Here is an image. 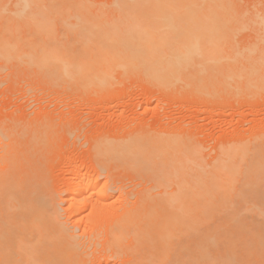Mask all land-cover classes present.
Returning <instances> with one entry per match:
<instances>
[{"label":"rangeland","instance_id":"374dc122","mask_svg":"<svg viewBox=\"0 0 264 264\" xmlns=\"http://www.w3.org/2000/svg\"><path fill=\"white\" fill-rule=\"evenodd\" d=\"M4 1L7 2V8L16 2V0ZM52 2L59 4L60 8L53 20V34L58 40L73 41L75 36L64 32L65 29H62L60 19L57 17H64L67 22H72L74 19L70 15L82 8L91 19L94 17V19L115 20L122 16L130 17L133 14L132 11L118 14L115 11L118 0H52ZM238 5L240 10L221 16L223 19L227 18V21L230 18L231 26H236L238 27L236 29L240 30L235 33L234 40L229 39L234 37V30H236L230 28L229 25L230 30H226L231 33L232 29L234 32L232 31L233 35L229 34L231 35L229 36L225 31L229 38L225 36L224 43L227 40H230L231 43L234 41L233 47L230 42L229 46L232 48L234 45L236 46V54L238 52L241 54V51L245 54L246 47L249 49L255 48V46L256 49H260L259 51L262 49L264 51V0H240ZM219 14L221 15V13ZM218 20H220L219 16ZM221 22L224 24L225 21ZM220 23L215 24L218 27ZM226 24L228 23L225 22ZM23 35L29 37L32 33L24 29ZM228 48L226 47L223 51H229ZM259 51L256 50V53ZM239 59L241 63V59L244 58ZM100 60L96 59L88 62L89 64L85 63L87 68L90 67L83 68L86 71L89 70V73L92 72L93 75L97 73L101 77L98 79L96 76V80L94 77L96 74L93 76L87 72L86 74L84 72V75L82 73L84 77L87 74L90 75L86 78L87 81H91L89 78H92V81L96 80L92 83L86 82V79L84 81L82 75V78L78 75L79 79L73 80L72 78V81L69 80L68 83L61 81L60 78L59 81H54L16 64H8L7 67L0 65V135H4L0 136V155L5 154L4 148L9 145L6 152L11 149L10 159L13 156L11 159L13 165H11L10 171L17 172V174L15 173L16 176L18 175L17 178H20L21 175L22 179L30 178V180L43 183L47 192L52 196L55 195L54 199H56L59 214H61L60 224L73 236L75 243L78 244L79 253L83 252L78 256L79 259L77 258L79 264H132L133 254L130 255L131 250L129 249H133V242L129 237L120 241L115 236V232L112 231L113 228L115 231L113 225L116 222L115 219L119 216L120 219H123L121 214L125 215L126 210L127 212L130 210L129 208L143 206L144 202L145 204H150L152 201L156 203L160 194V196L164 195L163 199L168 197L170 190L174 194L176 192L174 190H177L175 185L180 187L179 184L167 186L169 181L164 179H162L163 182L168 181V183L164 187L163 182H161L162 186L158 185L159 183L157 184L156 181L160 182L161 177L158 178L155 173L153 174L158 178L156 181L155 178L152 179L153 174H149L152 177H147L146 168L140 164L138 159H141L145 154V156L148 154L152 157L161 147H164L162 149L165 150V146L171 144L169 146L171 150L168 148L165 150L166 155L168 151L171 153L174 147L177 148L175 145H178L181 150L185 148L186 151L188 150L187 155L192 153L195 158L197 157L209 171L214 168L212 171L215 172L216 167L228 165L226 162L234 165L236 160L237 167H239L238 162L242 164L241 158H246L248 161L245 159L246 163H243L239 168L248 167L245 165L247 162L250 167L252 163L249 159L255 157L257 160V156L259 159L264 157V78H261L264 74L263 76L259 74L260 71L257 73L258 78L255 76L252 78V70L249 71V68L253 63L249 67V61H246L248 63L246 66V62L243 63V61V64L229 61V64L230 62L236 64V67L238 64L241 67H243L242 65L246 67L237 68V70L233 65L238 73L248 67L249 73L242 70L244 73L246 72L245 74L248 73L246 75L248 77L244 73L241 77L233 76L230 73L231 70H228L230 74L226 73L227 68L231 69L229 65L224 69L223 65H221L222 68L219 65L220 70H217L218 67L215 70V66L213 65V67L211 63L203 65V62L201 65L200 62H196L197 60H193L195 62L187 63V69L182 70L185 72L182 74L185 75L178 77L180 72L178 75L176 74L177 78L175 73H172L174 76H169L170 74L167 75L164 69H160L162 65H165L161 62H155L152 65L144 62L147 64L144 65L128 61L109 62L106 60L107 62H105ZM221 63L223 64V62ZM145 66L154 67V72H149L152 69L146 70ZM155 66L157 67L155 68ZM75 75L77 77V74ZM11 142L14 143V148L11 146L13 144ZM7 143L8 145H6ZM179 148L178 150H180ZM152 151L153 153H149ZM162 151L161 154L164 152ZM158 153L160 156V152L155 155ZM166 155H164L165 159L163 158V161L159 162L162 167L161 163H164L166 158L169 159L166 161L167 163L175 160V157H178L176 156L178 152L174 154V159H172L173 154L171 159ZM182 155L183 151L179 157ZM159 156L158 160L154 159L160 161L161 157ZM228 157H231L229 158L231 160H227ZM1 158L0 156V162ZM232 158H234L233 163L230 162ZM190 159L192 160L191 157ZM196 159L193 161H197L199 167L201 163ZM193 161L192 163H194ZM14 162H18L17 167ZM193 166L195 167V164ZM19 167H23L22 170ZM91 168H95L94 171ZM239 168L237 169L239 170ZM245 170L247 171V169ZM244 173L246 172L243 170L242 174L240 172L242 176H238L239 179L242 177L246 179ZM78 174H84L85 177H79ZM75 176H78L79 180ZM243 178L241 180L237 178L240 181V183L236 182L237 185H244L241 184L244 182ZM88 182L92 183L93 187ZM211 182H215V180ZM211 182L209 183L211 184ZM78 183L80 185L83 183L82 188L87 184L86 188L88 189L84 188L86 191L84 190L81 196L83 204L78 209H74L75 213L73 209H68L70 202L68 199L71 194L70 190L72 191L73 186ZM217 183L215 182V184ZM215 184L214 186L211 184V188L206 184V188L209 187L208 190H205L207 192L201 193L202 191L199 190L200 194L198 190H193L190 187L189 189L198 192L195 198L192 197V204L195 206L202 204L230 206L232 209L236 207L242 210L232 215L215 214L214 218L246 219L250 216L243 209L247 208L251 202L258 201L254 196L248 192L245 194L239 192L241 187H237L236 184H234L236 188L233 185L236 189H234L235 194L230 195L229 192L224 194L222 189L225 187L227 190L229 187L226 188L224 183L221 190L219 188L216 190ZM157 185L161 186L160 189ZM219 185L221 186V181ZM90 186L97 188L98 192L99 188H102L100 192L102 196L106 193L103 197L104 202L101 201L103 199L99 198L101 195L96 190L91 191ZM102 190L105 192L103 193ZM234 190L231 189V192ZM189 191L187 190L188 193ZM176 193L177 196L178 194L180 196V191ZM188 193L186 194L188 195ZM182 194L184 193L182 192ZM182 194L181 198L179 196L176 198L174 195L172 198L174 201L178 198L182 200ZM186 198L184 202L187 201ZM188 198L190 199V197ZM159 202L162 203L161 200ZM188 203L190 204L189 200ZM70 209L74 213H69ZM112 219L115 222L113 221L111 225ZM110 228L112 230H108Z\"/></svg>","mask_w":264,"mask_h":264},{"label":"bare ground","instance_id":"6f19581e","mask_svg":"<svg viewBox=\"0 0 264 264\" xmlns=\"http://www.w3.org/2000/svg\"><path fill=\"white\" fill-rule=\"evenodd\" d=\"M239 1L118 0L115 5V11L118 14H124L126 11H132L133 14L130 17L122 16L115 20L94 19V17L91 19L82 8V10L75 11L70 15L74 19L72 22H67L64 17H57L60 19L62 29H65L64 32L75 36L73 41H67L58 40L53 34V20L60 10L59 4H54L52 0H16L10 8H7V2L0 0V65L7 67L8 64H16L35 73H40V75H44L54 81H59L58 79L60 78L63 82H68L69 80L71 82L72 78L76 80L78 75L82 78L84 72L85 74L86 72L89 73V70L86 71V69L90 66L88 65L89 67L87 68L85 63H90V61L92 62V60L96 59H101L100 61L105 62L128 61L144 65H147L144 62H148L151 65L155 62H161L165 63V65H162L160 69H164L167 75L170 74L169 76L178 75L181 72L178 77L185 75L182 72L185 73L186 66L188 67L187 63L197 60L196 62H200L201 65L203 62V65L211 63L212 66H215V70L217 67L219 68L217 70H220L221 65L224 66L223 69L229 65L231 69L227 68L226 73L241 77L244 69L238 73L233 67L234 64L231 63L235 61L240 63L239 58L243 57L244 59H241L243 63L249 61V64L246 62L245 66L253 63L252 67L249 66L251 68H249V71L252 70V78L254 76L258 78V72L261 71L259 74H262V76L264 74L263 49L259 51L260 49H256V46L249 49L246 47L245 54L243 51H241V54L239 52L236 54V46L234 45V48H232L234 41L231 43L230 40L226 39L228 44L225 43L228 46L224 43L225 36L229 38L231 36L229 34L235 31L234 35L232 34L234 37L229 38L234 40L235 33L240 30H237L238 27L234 24L235 27L231 26L232 20L230 18L227 21V18L223 19L221 16L240 10ZM218 13H221V15H218ZM215 15H218L221 21H225L228 24L225 25V22L221 24L222 22ZM215 23H220V26L217 27ZM221 25L224 27L222 28ZM229 25L233 30L234 28L237 29L234 31L231 29V33H229ZM24 29L29 30L32 35L29 37L24 36ZM223 31H226L229 36L226 32L222 34L221 32ZM229 42L232 47L229 46ZM224 44L225 49L229 47V51L232 50V52L229 53L227 50L228 54H226L227 51H223L225 50L223 48ZM256 50L259 53H256ZM229 61L232 62L229 64ZM242 61L240 64H243ZM250 61L252 62L250 63ZM234 66L236 67V64ZM242 66L245 67L244 65ZM84 67L86 69H83ZM145 67L146 70L150 68V66L149 68L148 66ZM243 67L238 64L236 69ZM150 69L152 70H149V72H154L155 70L154 67ZM183 69L184 71H182ZM247 69L244 71L248 72ZM228 70L235 74L231 71L229 73ZM253 71L255 72L253 73ZM172 73L175 74L172 75ZM75 74H77V77ZM89 74H92V72ZM89 74L85 75V77L83 76L84 81L90 76ZM95 74V76L92 75L101 79L97 73ZM40 75L38 74V76ZM261 78L263 79L264 76ZM89 79L91 81L86 79V82L92 83L96 81L95 78V81H92V78ZM67 82L66 84L69 83ZM11 146L13 147L14 143ZM169 146L166 145L165 150L167 148L171 150ZM172 146L174 147L173 144ZM175 146L177 148H172L171 153L168 151L167 155L165 150L162 149L164 147L157 151L160 152V156L159 153L155 155L157 153L155 152L154 155L157 160L158 156L161 157L160 161L155 160L156 158L152 154V157L148 154L145 156V154L138 161L145 166L147 177L154 176L152 179L155 178V181L161 177L160 182L156 181L157 184L159 183L158 185H161L162 179L168 180L169 184L167 186L179 184L180 187L174 186L177 189L174 191H180V196L178 194L180 198L182 192L187 195V190H190L188 195L182 194V200L178 198L174 201L172 196L174 195L177 198V193L174 192L173 194L170 190L172 192L169 191L171 197L168 195V197L163 199L164 195L160 196V194L159 197L155 196L158 198L156 203L151 202L155 204H145L144 202L143 206L138 205L136 208H129L130 210L128 212L126 210L125 215L122 216L121 214V218L124 217L123 219H120L119 216L118 220L115 219L116 222L113 219L110 221L111 225L113 221L115 222L113 224L115 231L114 228L113 230L111 228L108 230L115 232V236L120 241L125 237H129L133 242V249H129L131 250L130 255L132 256L133 254L132 264H264V157L261 155L263 159H259L258 156L256 157L258 158L257 160L255 157L254 159L253 157L249 159L251 160L250 163H252L250 167L248 162L245 164L248 165L249 169L244 165L243 169L239 168L248 161L246 158H241L242 164L238 162L239 167H237V160L234 165L225 161L228 165L218 166L214 172L212 171L214 168L210 171L207 170V167L205 168L203 163L197 157L196 159L191 152L190 155H187L189 152L185 150L186 148L181 150L178 145ZM8 147L10 146L8 145L4 148L3 152L5 154L0 155L2 157L0 162V264H79L77 258L79 259L78 256L83 252L79 253L78 244L75 243L73 236L60 224L59 217L61 214H59V206L56 204V199H54L55 195H50L43 183L30 180V178L22 179L21 175L20 178H17L18 175H15L17 172L13 171V173L10 171V167L13 165V160L11 161L13 156L10 159L12 154H9L11 149L6 152ZM160 150L163 154H161ZM153 151L149 153H153ZM182 151L183 155L179 157ZM177 152L178 155L176 156L178 157H175V160L167 163L166 161L169 159L166 158L164 163H161L163 167L159 164V162L163 161V158L165 159L164 155L166 157L169 156L171 159L173 154L172 159H174V154H177ZM229 158L231 157H228L227 160H231ZM195 159L200 161L199 167L197 166L198 162L193 161ZM237 159L239 160V158ZM245 159L246 161H244ZM233 160L234 158L230 162L233 163ZM17 163L16 166L14 165L15 167H17ZM194 164L195 167L197 166L196 168L193 166ZM200 166H203L202 170ZM158 167L160 168L158 169ZM21 168L23 167H19V169ZM94 169L92 170L94 171ZM244 169H247V171H244ZM205 170L208 172L206 173ZM242 170L246 172L244 175L247 180L242 177L244 182L241 184L244 185L239 186L237 183H240L239 180L242 179H239ZM149 174L153 175L150 176ZM78 176H75L76 179H78ZM82 176L84 174L79 177ZM87 178L90 179V177ZM210 180H215L216 183L219 181V184L221 181V186ZM168 181L165 182L168 183ZM209 182H211L212 186L214 184L217 186L216 190L218 188L222 189L225 183L226 188H229L227 190L225 187L222 189L224 194L226 192H229L230 195L232 193L235 194L236 187L234 184H236L237 187H241L240 191L238 188L239 192H244V194L248 192L251 196H254L258 201L251 202L247 208L243 209L250 216L246 219L232 217L214 218L213 215L215 214L232 215L242 210L236 207L232 209L230 206L206 204L195 206L192 204L191 200L197 196L196 194H198L199 190L202 191H200L201 193H205L207 192L205 191L206 189L211 188ZM166 183L163 182V187ZM89 184L93 187L92 183ZM206 184L210 186L206 188ZM81 185L78 183L73 186L72 191L70 190V197L69 199L67 198L70 200L68 209L76 210L82 206L81 196L83 191L88 189L86 188L88 186L86 184L84 187L86 189H84ZM158 185L157 187L160 189L162 185ZM92 187L91 191H97V188ZM190 187L193 190H198V192L189 189ZM230 188L235 190L231 192ZM99 189V192L97 191L101 195L99 198L103 199L106 193L102 196L100 193L102 188L100 187ZM102 192L104 193L105 190H102ZM190 193L191 196H189ZM185 197H187L186 202H184ZM160 200L163 204L159 202ZM101 201L104 202V199ZM86 203L88 202L86 201ZM73 210L69 211V213H74L72 212ZM90 227L92 228L91 225Z\"/></svg>","mask_w":264,"mask_h":264}]
</instances>
